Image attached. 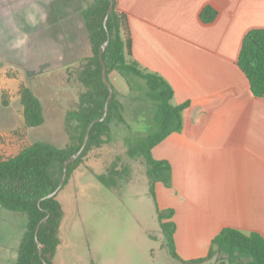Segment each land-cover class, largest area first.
I'll return each mask as SVG.
<instances>
[{
  "label": "crops",
  "instance_id": "1",
  "mask_svg": "<svg viewBox=\"0 0 264 264\" xmlns=\"http://www.w3.org/2000/svg\"><path fill=\"white\" fill-rule=\"evenodd\" d=\"M206 6L217 12L209 24L199 18ZM116 8L128 18L133 60L172 88L174 106L188 104L180 131L151 151L170 165L171 186L154 191L158 208L173 211L178 256L206 257L224 228L264 239V98L237 65L245 34L264 29V0H116Z\"/></svg>",
  "mask_w": 264,
  "mask_h": 264
},
{
  "label": "rangeland",
  "instance_id": "2",
  "mask_svg": "<svg viewBox=\"0 0 264 264\" xmlns=\"http://www.w3.org/2000/svg\"><path fill=\"white\" fill-rule=\"evenodd\" d=\"M80 7L79 0H0V160L35 142L70 144L74 124L65 114L82 88L67 66L90 54ZM65 11L74 14L71 21L60 19ZM109 80L126 106L125 122L111 125L108 142L89 152L58 192L63 220L54 264H192L170 255L145 161L128 155L153 128L155 108L115 72ZM23 87L41 102L39 127L24 125ZM110 168L117 174L107 186L98 177L107 178ZM25 223L24 214L0 207V264H14ZM220 261L227 263L216 254L207 264Z\"/></svg>",
  "mask_w": 264,
  "mask_h": 264
},
{
  "label": "trees",
  "instance_id": "3",
  "mask_svg": "<svg viewBox=\"0 0 264 264\" xmlns=\"http://www.w3.org/2000/svg\"><path fill=\"white\" fill-rule=\"evenodd\" d=\"M79 1V14L88 38L90 54L67 66L82 88L76 107L65 114V122L74 124L70 144L58 148L49 143L35 142L15 156L0 160V207L26 217L25 230L14 264H54L60 244L59 229L63 220V207L57 199L58 193L41 201L40 205L38 203L56 189L62 177L64 162L80 149L88 126L103 116L108 89L102 81V66L98 54L100 46L107 39V33L109 43L104 50L103 60L112 98L106 117L102 122L93 125L83 152L68 165L63 185L67 184L73 171L89 152L108 142L111 125L125 122L126 106L116 98L115 89L109 80V75L115 72L126 80L140 100L147 101L155 108L153 128L144 139H139L137 144L129 148L128 155L132 158L142 157L145 161L146 176L152 194L156 183H162L168 188L171 186L170 165L166 161L155 160L151 151L171 133L180 131L181 114L188 104L174 106L172 88L160 76L141 68L133 60L128 18L117 10L116 0H112L114 9L108 16L106 29L103 20L109 1ZM216 16L217 12L206 6L200 12L199 18L202 23L209 24ZM237 65L248 80L251 93L257 98H264V29H252L245 34ZM140 94L143 96L140 97ZM19 102L26 127L36 128L44 123L41 102L29 88H21ZM116 174L117 171L110 168L108 177L101 175L98 180L108 186L113 182L112 176ZM47 214L48 218L42 221ZM172 217V210L159 213L160 229L166 246L170 255L177 259L174 244L175 224ZM41 221L37 233V240L42 245L40 257L35 232ZM216 254L223 255L227 261H220V264H264V239L257 233L245 235L237 230L224 228L213 238L207 256L189 263L207 264Z\"/></svg>",
  "mask_w": 264,
  "mask_h": 264
},
{
  "label": "water",
  "instance_id": "4",
  "mask_svg": "<svg viewBox=\"0 0 264 264\" xmlns=\"http://www.w3.org/2000/svg\"><path fill=\"white\" fill-rule=\"evenodd\" d=\"M109 1V7L107 9V12L105 14V17H104V20H103V25H104V28L106 29V22H107V19H108V16L110 15V13L113 11L114 9V4L112 2V0H108ZM109 43V38H108V33H107V39L106 41L100 46V49H99V61H100V64L102 66V81L103 83L105 84V86L107 87L108 89V98L105 102V106H104V111H103V116L100 118V119H97V120H94L87 128V132H86V135L84 137V140L82 142V145L80 147V149L74 154L72 155L68 160H66L63 164V170H62V177H61V180L58 184V186L56 187V189L48 194L46 197L42 198L38 205H40V202L45 200V199H50L52 197H54L58 192L59 190L61 189L62 185L64 184V181H65V178H66V174H67V168H68V165L73 163L79 156L80 154L83 152L86 144H87V141H88V138H89V134H90V131H91V128L93 127L94 124L96 123H99V122H102L104 120V118L106 117L107 115V109H108V104H109V101L111 100L112 98V89L107 81V78H106V67H105V63H104V60H103V53H104V50L105 48L107 47ZM48 218V214L47 216L42 220H46ZM39 222V224L37 225L36 227V232H35V240H36V244H37V248H38V252H39V256L41 257L42 255V245L39 243V241L37 240V233H38V230H39V227H40V224L42 223Z\"/></svg>",
  "mask_w": 264,
  "mask_h": 264
}]
</instances>
